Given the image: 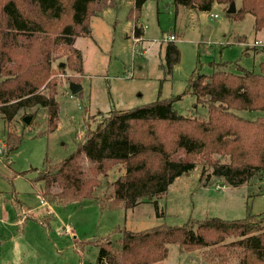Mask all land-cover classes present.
<instances>
[{
    "label": "trees",
    "instance_id": "trees-1",
    "mask_svg": "<svg viewBox=\"0 0 264 264\" xmlns=\"http://www.w3.org/2000/svg\"><path fill=\"white\" fill-rule=\"evenodd\" d=\"M118 1L0 0V115L8 126L4 152L7 157L22 142L21 136L10 130L22 110L46 109L48 131L57 129L60 107L52 65L59 56H65L67 64L59 62V68L66 66L84 76L83 54L75 47L76 40L91 37L92 19ZM131 1L134 37L141 39L144 32L138 21L149 0ZM172 1L177 10L185 7L203 12H210L214 4L229 9L236 3ZM226 15L236 20L252 15L256 32L264 30V0H241L239 10ZM180 61V49L169 42L165 73L171 76ZM213 65L211 76L196 68L185 92L196 97L194 108L203 101L207 104V119L180 115L175 103L182 96L159 98L128 111L112 110L102 115L94 129H87L78 149L69 157L58 163L46 159L41 170L33 169L36 176L31 184L39 196L49 203H81L89 199L103 208L123 204L126 210H133L144 203L157 207L158 200L166 196L179 177L200 165L203 174L211 171V176L222 179L229 188L262 179L264 116L252 121L238 112L264 114V73L241 67L236 73L226 62ZM117 168L124 172L118 175ZM112 171L117 179L107 183L96 196L97 190L103 188L101 176L107 178ZM14 203L23 207L17 196ZM262 221L264 215L260 214L233 221L190 220L182 227L161 224L139 232L117 227L115 241L109 236L95 242L99 249L96 264H163L173 244L188 253L208 252V262L215 264H264ZM229 237L235 240L227 242Z\"/></svg>",
    "mask_w": 264,
    "mask_h": 264
},
{
    "label": "rangeland",
    "instance_id": "rangeland-1",
    "mask_svg": "<svg viewBox=\"0 0 264 264\" xmlns=\"http://www.w3.org/2000/svg\"><path fill=\"white\" fill-rule=\"evenodd\" d=\"M240 4L241 0H236V12ZM132 6L131 0H119L92 19L91 37L76 40L75 47L83 54L84 76L66 66L59 68V62L67 64L65 56L53 63L60 107L54 132L48 131L46 109L22 110L10 127L22 142L7 157L8 126L0 115V264H96L99 249L95 242L109 236L115 241L117 227L139 232L161 224L182 227L190 220L233 221L264 215V177L234 189L211 176L209 170L203 174L201 165L179 177L157 207L144 203L133 210H126L123 204L103 208L89 199L49 203L31 184L36 176L33 169L41 170L46 159L58 163L69 157L87 129H94L102 115L112 110L128 111L159 98L182 96L175 103L180 115L207 119V104L203 101L194 108L196 97L185 93L196 68L211 76L214 63L226 62L236 73H240L239 67L264 73V30L256 32L252 15L236 20L227 17L228 8L218 4L203 12L185 7L177 10L172 0H149L138 21L144 35L136 39ZM171 34H176L174 43L180 49L181 61L170 76L163 65ZM72 79L82 87L77 95L70 90V83L75 82ZM238 115L252 121L264 116L246 111ZM25 117L33 118L30 125L24 123ZM123 172L117 168L118 175ZM116 173L101 176L103 188L96 196L117 179ZM14 196L23 207L14 203ZM29 215L33 216L27 219ZM207 256L208 252L188 253L173 244L163 264H215L208 262Z\"/></svg>",
    "mask_w": 264,
    "mask_h": 264
},
{
    "label": "water",
    "instance_id": "water-1",
    "mask_svg": "<svg viewBox=\"0 0 264 264\" xmlns=\"http://www.w3.org/2000/svg\"><path fill=\"white\" fill-rule=\"evenodd\" d=\"M229 14H234V13H236V3L235 2H233L231 5H230V7H229V9H228V11H227ZM70 90H71V93L73 94V95H77V94H79L81 91H82V87H81V85L80 84H76V83H71L70 84ZM32 117H25L24 118V123L26 124V125H30L31 124V122H32Z\"/></svg>",
    "mask_w": 264,
    "mask_h": 264
},
{
    "label": "built area",
    "instance_id": "built-area-1",
    "mask_svg": "<svg viewBox=\"0 0 264 264\" xmlns=\"http://www.w3.org/2000/svg\"><path fill=\"white\" fill-rule=\"evenodd\" d=\"M168 40H169L170 42H175V41H176V36H175L174 34H171V35H169ZM255 45L258 46L259 43L256 42Z\"/></svg>",
    "mask_w": 264,
    "mask_h": 264
},
{
    "label": "crops",
    "instance_id": "crops-1",
    "mask_svg": "<svg viewBox=\"0 0 264 264\" xmlns=\"http://www.w3.org/2000/svg\"><path fill=\"white\" fill-rule=\"evenodd\" d=\"M139 26V25H138ZM142 27V26H141ZM143 32H144V30H143ZM174 35H176V34H174ZM142 38V37H141ZM76 45V44H75Z\"/></svg>",
    "mask_w": 264,
    "mask_h": 264
}]
</instances>
